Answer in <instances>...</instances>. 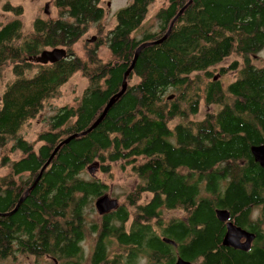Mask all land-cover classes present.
Returning a JSON list of instances; mask_svg holds the SVG:
<instances>
[{"label": "trees", "instance_id": "1", "mask_svg": "<svg viewBox=\"0 0 264 264\" xmlns=\"http://www.w3.org/2000/svg\"><path fill=\"white\" fill-rule=\"evenodd\" d=\"M4 1L2 10L13 18L0 28V78L11 68L15 80L0 99V170L9 168L0 177V263L19 255L75 258L84 213L108 194L115 164L139 180L104 222L105 236H116L128 253L127 264L168 254L174 248L164 236L187 260L207 256L221 230L217 210L230 220L264 219V169L251 152L264 145V65H255L264 51V0H168L156 15V32L142 30L156 0H132L85 58L74 46L104 19L102 5L112 0H54L58 17L37 18L28 33L23 6ZM182 10L167 39L144 48L134 64L140 47L162 40ZM55 49L67 57L38 61ZM76 74L88 81L82 95L56 108L35 141L26 140L23 126ZM113 98L99 125L83 135ZM202 108L208 112L198 120ZM9 152L20 159L12 161ZM94 164L103 178H84ZM124 205L137 206L128 231L116 224L129 219ZM175 210L182 215L168 219ZM100 251L101 260V243ZM255 251L236 253L234 264H264V251Z\"/></svg>", "mask_w": 264, "mask_h": 264}, {"label": "rangeland", "instance_id": "2", "mask_svg": "<svg viewBox=\"0 0 264 264\" xmlns=\"http://www.w3.org/2000/svg\"><path fill=\"white\" fill-rule=\"evenodd\" d=\"M4 2H10L13 5H20L24 8V15L22 16L23 26L25 33H28L33 30V23L37 18H57L59 13L57 8L54 5V0H5ZM132 0H112L105 1L102 7L105 9L104 19L98 23L90 26V29L86 33L85 36L74 46L75 52L78 56L85 58L86 51L88 48L94 47L93 45L88 44V40L90 41L94 36L106 35L108 31L114 28L116 25L115 17L117 13L127 7ZM168 0H156L153 5L149 8V13L147 15L146 21L142 26V30L150 29L152 32H156L158 28L156 15L158 11L167 6ZM46 9L48 13H46ZM13 18L11 14H7L2 10V6H0V28L6 22L10 21ZM142 32V31H141ZM141 33L138 34L140 37ZM101 37V36H100ZM51 51V50H49ZM53 51V50H52ZM99 55L102 57L104 61H107L109 54L108 50L105 47L100 49ZM40 61V59L38 60ZM232 59L226 60L223 65H229ZM256 67H262L264 65V51H262L257 59L255 60ZM47 64H50L47 63ZM235 77L234 74L229 75L228 80L231 81ZM15 80V77L12 73L11 68H7L3 71L2 78H0V99L5 92L7 86ZM88 86V81L82 77L81 74H76L71 78V80L65 84L61 88L60 97L58 99H54L50 102V105L44 110L43 113L39 115L36 120H33L23 126L21 130V135L28 141L33 142L37 139L38 135L46 129L49 118L55 113L56 108L62 107L64 105H72L75 103V99L80 97L83 91ZM216 107H211V111H215ZM209 110V111H210ZM217 111V110H216ZM208 112L207 109L202 108L200 115L196 118L198 120L202 119L205 114ZM175 125L177 124L174 123ZM12 144L9 146V150L11 149ZM40 144L38 145V147ZM11 155V160L16 161L20 159L21 153L14 152L13 154L9 152ZM96 164L89 167L91 169ZM122 164H115L112 167L113 179L109 182V190L108 196L111 199H118L120 202L127 197V195L132 192L139 180L136 177H130L129 172L130 168L126 170H122ZM100 165L98 164V168L95 173L90 174L89 169L85 171L83 177L86 179L93 178H103V175L100 173ZM9 172V168L5 167L0 170V177L5 176ZM148 199V197H146ZM94 201L87 209V214H92V210L95 205ZM166 214V213H165ZM182 214L181 212H168L166 217L168 219L178 218ZM88 216V215H87ZM95 217L98 218V215L95 214ZM0 264H54L53 261H46L43 259L35 260L33 256L29 255H19L17 258H9L5 261H2Z\"/></svg>", "mask_w": 264, "mask_h": 264}, {"label": "flooded vegetation", "instance_id": "3", "mask_svg": "<svg viewBox=\"0 0 264 264\" xmlns=\"http://www.w3.org/2000/svg\"><path fill=\"white\" fill-rule=\"evenodd\" d=\"M116 18V17H115ZM116 20V19H115ZM95 39L94 42L92 40ZM100 39V36H94L90 41L88 40L89 45H95V43ZM108 195V194H107ZM111 199V198H110ZM118 207L115 210L109 211L107 213L101 214L96 208V202L94 208L92 210V214H87V210L84 213V225L81 227L82 238L78 243L79 251L74 256L66 258L65 262H61L56 255L45 254L43 256H38L33 258L35 260H46L53 261L54 264H127L128 253L121 252L122 248L120 247V243L116 236L110 235L105 236L104 231V222L105 219L113 216L120 207L123 205L118 199ZM129 209V219L124 224L116 222L119 227H123L125 231H128L132 226V222L135 216V209L137 206L124 205ZM88 209V208H87ZM179 210H175L173 212H177ZM217 212V211H216ZM95 214L98 215V218L95 217ZM88 215V216H87ZM254 216V214H252ZM257 216V214H256ZM229 219L225 222L218 221L221 225V230L219 235L215 236L214 242L215 246L212 247L210 254L208 255H199L195 257L193 260L185 259L181 254L180 245L176 244H167L172 246L174 249H169V253L165 254L161 258H156L154 254H148L147 256H141L137 258L134 264H177L179 260H183L189 264H234L233 255L236 253H242L248 257H254L256 251L255 250H263L264 251V219H251L246 221H237L234 219ZM180 221V220H179ZM183 224H190V221H183ZM170 220L167 221L169 225ZM232 224L235 228H240L246 232L249 236L243 237L239 242V245L247 244L244 249H235L233 246L224 245L225 237L229 231L228 225ZM199 230V229H198ZM168 239L166 236L162 237V240ZM100 243L105 247V258L101 259V251H100ZM128 255V256H127ZM123 258V260L121 259ZM70 259V260H69ZM125 259V261H124Z\"/></svg>", "mask_w": 264, "mask_h": 264}, {"label": "water", "instance_id": "4", "mask_svg": "<svg viewBox=\"0 0 264 264\" xmlns=\"http://www.w3.org/2000/svg\"><path fill=\"white\" fill-rule=\"evenodd\" d=\"M192 2V0L190 1V3ZM183 10L179 13V15L174 19V21L172 22L167 34L165 35V37L157 42H151V43H146L144 45H142L140 47V49L137 51L136 53V57L134 60V64L137 60V57L139 55V53L146 47H148L149 45H157V44H161L165 39H167V37L170 35L172 28L176 22V20L178 19V17L182 14ZM46 13H48V10L46 9ZM95 39L92 40V42H94ZM67 57V53L65 50L63 49H55L53 51H46L42 54V56L40 57V61L43 64H47V63H56L58 61H61L63 59H65ZM134 64L132 66V68L134 67ZM123 91H125V88L123 89ZM116 98H113L111 100V102L109 103V105L107 106L103 116L96 122V124L87 132H85L83 135H86L87 133H89L91 130H93L97 125H99V123L103 120L104 116L107 114L108 110L110 109V107L113 105V103L115 102ZM76 136H72L68 139H66L63 143H61L54 151L51 159L48 161V163L45 165L44 169L49 165V163L51 162L52 158L56 155V153L58 152V150L65 144H68L69 142H71L73 139H75ZM252 155L255 159V161L264 169V145H260V146H254L251 149ZM98 168V164H96L94 167H92L91 169H89V173L93 174L95 173V171ZM43 169V170H44ZM39 179H37L38 181ZM23 202V199H21L19 205ZM19 207V206H18ZM18 207L15 209V211L18 209ZM118 207V201L116 199H110V197L108 195H105L101 198H99L96 202V208L97 210L103 214V213H107L109 211L115 210ZM14 211V212H15ZM12 214V213H11ZM217 217L220 221L225 222L229 219L230 214L227 211L224 210H217L216 212ZM229 231L227 233V236L225 237V241H224V245L226 246H233L235 249H241V250H246L244 249L245 246H248L247 244H243L242 246L239 245V242L241 241V239L243 237H247L249 236L248 234H246L245 231H243L242 229H238L235 228L232 224L228 225ZM165 243L167 244H174L173 241L169 240V239H164L163 240ZM177 264H189L183 260H179Z\"/></svg>", "mask_w": 264, "mask_h": 264}]
</instances>
